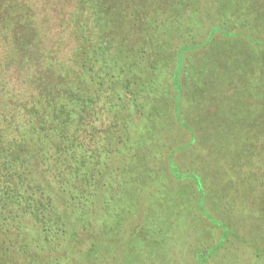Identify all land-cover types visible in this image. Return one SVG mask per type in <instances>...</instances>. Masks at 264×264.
I'll return each mask as SVG.
<instances>
[{"label": "trees", "instance_id": "trees-1", "mask_svg": "<svg viewBox=\"0 0 264 264\" xmlns=\"http://www.w3.org/2000/svg\"><path fill=\"white\" fill-rule=\"evenodd\" d=\"M71 2L49 46L0 0V264H128L126 233L161 256L177 231L182 264H264V0Z\"/></svg>", "mask_w": 264, "mask_h": 264}, {"label": "rangeland", "instance_id": "rangeland-1", "mask_svg": "<svg viewBox=\"0 0 264 264\" xmlns=\"http://www.w3.org/2000/svg\"><path fill=\"white\" fill-rule=\"evenodd\" d=\"M26 1V3L32 4L35 10L38 13L40 22L44 26V32L51 46L52 39L55 40V37L58 36V42H63L64 45H68L69 38L67 22L69 18V12L72 11L73 3L71 0H22ZM72 6H71V5ZM56 28L63 30V34L57 32ZM56 34V35H55ZM53 43V42H52ZM64 49V48H63ZM2 62V54L0 49V64ZM186 168V166H184ZM246 170L248 168L245 166ZM119 239L116 252H119L115 256V259H122L123 262H128V264H182V232L177 231V235H179V244L176 243L174 246L167 245L162 248V252L159 255V251L151 253V250H159V247L155 244L149 245V248L141 245H132L127 244L128 233ZM149 241H151L152 235L149 233ZM198 237L204 238L206 237L203 231H199L198 229L191 228L187 231V243L186 246H190L191 248L195 246V242H198ZM154 241H158V238H153ZM173 239V238H172ZM171 239V240H172ZM207 241H211L207 238ZM127 244V245H126ZM182 244V245H181ZM166 248V251H165ZM187 248V247H186ZM190 249V248H187ZM121 251L123 256L121 255ZM115 252V253H116ZM253 249L251 246H246L238 243H226L216 254L212 256V259L208 264H262L260 260L256 259L255 255L252 254ZM251 254V255H250ZM200 257V256H199ZM202 257V256H201ZM200 257V258H201ZM109 261V259H107ZM191 264V263H190Z\"/></svg>", "mask_w": 264, "mask_h": 264}]
</instances>
